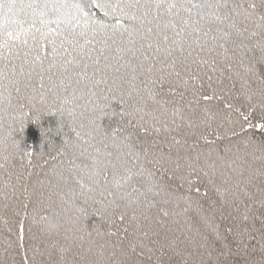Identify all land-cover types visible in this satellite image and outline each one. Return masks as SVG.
Segmentation results:
<instances>
[{
	"label": "snow or ice",
	"instance_id": "1",
	"mask_svg": "<svg viewBox=\"0 0 264 264\" xmlns=\"http://www.w3.org/2000/svg\"><path fill=\"white\" fill-rule=\"evenodd\" d=\"M0 264H264V0H0Z\"/></svg>",
	"mask_w": 264,
	"mask_h": 264
},
{
	"label": "trees",
	"instance_id": "2",
	"mask_svg": "<svg viewBox=\"0 0 264 264\" xmlns=\"http://www.w3.org/2000/svg\"><path fill=\"white\" fill-rule=\"evenodd\" d=\"M168 99H175L177 101L178 104L187 107L188 103L191 102L193 104V106L195 107V101L192 99V96L190 93H186L183 100H181V98L179 96H176L175 98L169 96L167 97ZM205 102L203 100L200 101V104L203 105ZM212 104H215L216 101L213 100L211 101ZM58 122V118L53 115V114H48L45 115L42 118V123L45 126H51V127H55L57 125ZM136 133L139 134V131L136 130ZM142 135V134H139ZM143 138V137H142ZM153 138L151 135L148 137V139ZM24 139H25V143H27L29 146L33 147L34 149H39L40 146V140H39V136H38V130L36 125L33 124H29V126L26 128L25 133H24ZM57 142H60L62 140V136H56L55 137ZM209 141L211 142V147L213 148H217L219 149L221 152L223 151L224 147L228 144V141L226 139H218L215 136H210L209 137ZM199 147L202 149H207L209 147V143L205 142V141H200L199 143ZM201 188V193L200 195H203V193L205 192V188L203 185L200 186ZM183 191V189H182ZM208 192V198H215L214 196V191L212 190L211 186H208L207 189ZM45 195H47V191H45ZM193 195H196V193L194 192ZM89 223H95V220L93 218V220H90ZM131 228L129 230V234L127 235V238L123 240L124 244H127L129 242V240L132 239L131 236ZM125 234L121 233V238L124 236ZM113 240V242H118V237H112L111 238Z\"/></svg>",
	"mask_w": 264,
	"mask_h": 264
},
{
	"label": "clouds",
	"instance_id": "3",
	"mask_svg": "<svg viewBox=\"0 0 264 264\" xmlns=\"http://www.w3.org/2000/svg\"><path fill=\"white\" fill-rule=\"evenodd\" d=\"M47 224L52 230H58L61 226L60 221L55 218H49V221L47 222Z\"/></svg>",
	"mask_w": 264,
	"mask_h": 264
}]
</instances>
